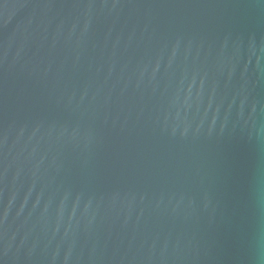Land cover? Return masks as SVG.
<instances>
[{
	"label": "water",
	"instance_id": "1",
	"mask_svg": "<svg viewBox=\"0 0 264 264\" xmlns=\"http://www.w3.org/2000/svg\"><path fill=\"white\" fill-rule=\"evenodd\" d=\"M0 264H264V0H0Z\"/></svg>",
	"mask_w": 264,
	"mask_h": 264
}]
</instances>
